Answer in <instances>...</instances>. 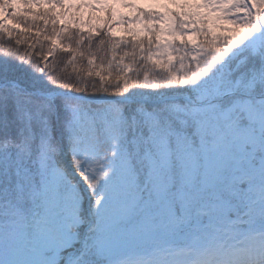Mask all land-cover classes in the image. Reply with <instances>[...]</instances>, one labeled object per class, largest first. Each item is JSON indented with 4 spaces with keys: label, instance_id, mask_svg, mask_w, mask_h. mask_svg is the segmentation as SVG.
I'll return each instance as SVG.
<instances>
[{
    "label": "rangeland",
    "instance_id": "1",
    "mask_svg": "<svg viewBox=\"0 0 264 264\" xmlns=\"http://www.w3.org/2000/svg\"><path fill=\"white\" fill-rule=\"evenodd\" d=\"M7 1L6 5L11 2ZM13 2V5L17 4L20 8L31 10L38 18H41L43 13L52 12L47 10L51 8H55V15L58 18V9L61 8L60 0H13ZM68 2L74 9L69 12V20L75 24L77 18V25L88 29L92 32L91 35L95 36L105 27L119 36L124 32V27L138 25L147 29L141 15L149 10L158 11L160 18L165 17L168 27L173 20L171 10L175 6L176 9L173 10L176 13H183L179 9L180 6L191 10L190 15H183L181 22L197 24L195 18H198L196 19L198 25L207 27L212 37L223 32V40L224 32L229 33L225 36L228 41L222 42L219 48L206 44L200 46L194 38L197 31L187 28V24H182V27L189 31V37L194 38L192 39L194 46L189 44L188 46L192 51L196 49L194 56L197 71L194 82L197 85L195 94L199 95L200 103L184 104L188 111L183 105L176 104L148 115L155 121H165L169 124L166 128H171L176 122L183 123L182 120L189 115L195 118L203 130V150L200 152L189 147L190 143L185 141L186 135L178 134L182 132L181 130L165 131L161 128L156 134L153 132L155 129L151 128L149 139L140 142L145 146L149 142L144 150L141 167L148 171V182L153 186L152 199L155 202L146 205L143 213H136L138 204L142 203L140 198L142 186L136 180L139 174L133 167L128 144L114 142L104 152L98 141L118 138V133L127 129L125 113L113 104L114 100L107 103L110 98L105 95L100 98L105 100L100 108L77 107L65 100L61 116L67 117L65 121L68 131L72 134L73 130H76L79 137L84 139L75 152L78 171L72 170L68 174L58 165L53 155H45L41 159V187L34 186L33 190L36 191L38 203L45 208V214L40 217L39 222L48 229L36 245L38 250L33 255H21L17 247L11 250L7 248L6 251L3 248L6 238L15 239L12 244L19 247L23 238L21 223H11L8 227L10 234L18 231L14 232L15 236L12 234L5 237L7 232L1 230L0 218V264H43L44 261L53 264L55 257L51 252L54 248H57L55 252L59 253L65 247H72L78 243V236L71 228L83 223L80 212L84 200L78 189L80 187L70 179L71 175L74 179L75 177L81 179V175H84L92 186L110 185L106 201L101 199L98 203L99 215H102L103 219L106 218L102 223L103 228L100 229L102 238L98 251L112 259L108 264H195L196 255L200 256V262L196 264H203L202 260L206 262L222 260L227 249L240 240H249L251 243H257L256 239L264 240V191L261 188H264V110L250 109L247 105L249 102H245L244 107L250 113L249 122L242 117L243 124L240 125L232 117L243 104L240 101L233 107L229 101L231 94L241 89L240 83L234 80L236 71L246 61V57H240L250 48L254 55L264 53V10L260 11L262 3L255 0H68ZM48 3L49 5H46ZM81 4L97 5L104 11L112 10V21L104 15H88L87 9L75 8ZM5 7L2 8L0 21L6 25L9 32H21L22 28L11 21ZM32 12L28 14L29 18L34 16ZM191 18L194 20L191 21ZM173 26H176L175 23ZM171 41V36L166 32L163 42L166 47L164 54L161 55L165 59L173 57ZM62 45L66 47L68 43H62L59 50ZM143 57L132 56L131 60H140ZM90 63L94 64L92 61ZM3 66L0 64V82L9 84L12 78H9L8 71L1 70ZM263 66L261 68L263 73L258 79L254 75L252 81L244 87L245 90L253 89L259 84L264 86ZM125 67L130 73L131 66ZM131 85L119 90L113 88L112 91L123 94L130 92V96L131 92L137 94L136 96L144 94L145 90L140 86ZM8 96L12 94L7 90L5 94L0 93V103L5 102V99H2ZM130 96L126 99H131ZM221 98L223 100L219 101ZM146 99L148 97L143 100ZM34 100L37 98H33L32 103ZM53 113L55 116L58 115L54 107ZM26 115L34 117L28 112ZM231 121L234 122L224 126ZM151 123L153 126L154 122ZM101 124L104 128L106 125L109 126L112 137L106 133L101 134ZM109 152L113 157H108ZM236 162L244 169L243 172L235 169ZM176 164L181 169L180 183L176 182V177L180 176L175 169ZM241 177L250 182L241 190L239 199L241 198L245 207L239 208L240 201L236 198L235 203L222 198L221 187L225 186L228 180H239ZM121 188L128 191L123 192L128 194V199L117 192ZM114 199L128 200L125 211L120 212L115 207L105 208V204ZM88 200L89 197L87 199L89 203ZM192 203L193 205L198 203L199 213L211 215L199 217L197 212L193 216ZM100 207L105 215L102 214ZM143 209L144 207L141 211ZM89 218L93 220L92 212ZM12 219L15 220L13 217ZM85 219L87 220L86 216ZM191 222H195L193 228L190 227ZM186 228L192 232L187 230L184 232ZM196 230L200 232H194ZM182 231L187 235L185 246L178 248V245L172 244V239L167 243L166 236L173 237ZM55 239L65 240L66 244L58 247ZM132 239L135 243L129 244ZM159 240H163L164 243L156 246L157 242H161ZM146 241L152 244L144 247ZM77 255V252L71 254L69 264L74 263L73 258Z\"/></svg>",
    "mask_w": 264,
    "mask_h": 264
},
{
    "label": "trees",
    "instance_id": "2",
    "mask_svg": "<svg viewBox=\"0 0 264 264\" xmlns=\"http://www.w3.org/2000/svg\"><path fill=\"white\" fill-rule=\"evenodd\" d=\"M6 1L0 0V16ZM7 2L9 3L10 0ZM259 2L262 3L260 7L262 11L264 2L263 0ZM13 3L11 0L5 8L9 12L11 21L18 24L22 31L9 32L6 25L0 21V64L2 66L4 64L1 70L8 71L9 78H12L10 82L18 84L15 86L0 82V86L6 84V88L0 93L5 94L7 90L12 94L3 98L5 102L1 100L0 103V200L10 202L8 205L21 202L23 206L21 209L33 214L36 207L45 211L40 202L37 203L36 191L33 188L41 187L40 161L48 155L47 150L54 149L49 154H52L68 173L71 168L77 170L73 148L78 145L79 137L76 131L70 134L65 121L67 117L61 116L65 100L77 107H102V105L62 96L49 100L39 96V92L78 94L95 99L103 98V95L109 96L114 99L113 104L118 106L126 116L127 129L122 131L120 136L128 138L134 144L141 138L139 132L143 131V136L152 126L153 119L150 118L149 123L144 120L146 113H157L167 105H174L160 104L157 102L159 99L179 95L196 98L193 82L195 63L187 38L180 35L187 32L182 27V24H187L181 22L183 13H176L173 9L171 12L172 16L175 15L177 27L173 33L170 32L175 27H167L165 20L158 17L156 12H151L153 14L141 15L147 25L145 31H141L140 26L133 25L130 28L124 27V32L119 36L105 27L95 36L91 35L92 32L88 29L77 25V18L75 24L71 20L62 22L60 17L62 13H57V18L55 8L47 9L52 11L50 13H43V15L40 13L41 18H38L31 10L25 7L20 8ZM23 10L26 13L22 12ZM185 11L191 12L186 7ZM30 12L34 15L31 18L28 17ZM88 13V15H104L112 21L111 11L90 8ZM151 18L156 19L148 20ZM159 22L164 23L162 28ZM120 27L123 28V26ZM199 28L201 29L199 36L207 39L205 42L209 46L217 43L215 47L219 48V44L228 41L225 36L229 33L224 32L223 40V32L212 37L207 27L199 25ZM166 32L174 38V58L162 60L160 52L164 49L161 36ZM62 43H68V46L62 45L59 50ZM251 50V48L248 49L240 58L246 57L247 65L262 74L264 54L254 55ZM138 55H143V59L131 60L132 56ZM91 61L94 62L93 65ZM126 65L131 66L130 73ZM130 85L140 86L145 90L144 94L136 96L137 94L131 92L130 96V92L123 94V92L113 93L112 91L113 88L119 90ZM129 96L139 101L132 103L125 101ZM146 97L148 99L143 100ZM235 97L238 98V96ZM33 98H37L34 103H32ZM53 107L58 111L57 116L53 115ZM26 111L34 114L38 120L28 121L24 115ZM196 127L192 125L190 133L192 138L196 134ZM186 131L190 132L191 129ZM101 134L104 135L102 130ZM145 138L148 137L145 136ZM57 151H59L58 154ZM133 154L136 155V153ZM71 176L70 179L80 187L79 190L85 199V212L89 209L93 210L97 198L91 184L87 178H83L81 182ZM89 195L91 199L88 203ZM5 207H7L6 204L0 203V209Z\"/></svg>",
    "mask_w": 264,
    "mask_h": 264
},
{
    "label": "bare ground",
    "instance_id": "3",
    "mask_svg": "<svg viewBox=\"0 0 264 264\" xmlns=\"http://www.w3.org/2000/svg\"><path fill=\"white\" fill-rule=\"evenodd\" d=\"M6 167V166H5ZM0 203L1 204H3V205H5L6 204V206H8V203H10V202H4V201H1L0 200ZM37 203H38V201H37ZM14 208H15V210H16V216L17 217H21V216H24L25 214H27V213H29V211H25V210H22L21 208L23 207L22 206V204H21V202L20 203H17V204H14V205H12ZM22 206V207H21ZM21 209V210H20ZM43 209L42 208H37V209H35V213H40L41 211H42ZM22 211V212H21Z\"/></svg>",
    "mask_w": 264,
    "mask_h": 264
}]
</instances>
